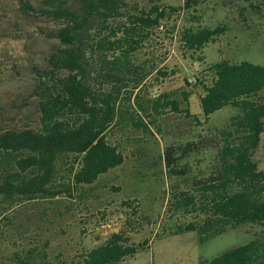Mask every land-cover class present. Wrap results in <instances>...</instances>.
Listing matches in <instances>:
<instances>
[{"label":"trees","instance_id":"obj_1","mask_svg":"<svg viewBox=\"0 0 264 264\" xmlns=\"http://www.w3.org/2000/svg\"><path fill=\"white\" fill-rule=\"evenodd\" d=\"M12 1L24 20L36 15L50 24V42L32 81L0 113V264H121L135 257L148 240L135 245L122 231L92 246L78 241L70 258L55 254L48 239H34L28 215L41 221L47 211L56 219L71 211L102 174L124 163L128 149L143 147L162 116L200 126L226 106L236 113L224 128L167 145L157 156L167 212L194 217L169 233L195 232L203 244L256 225L248 243L197 264H264V171L253 160L264 132V63L217 61L191 82L185 78L179 95L151 94L176 74L166 64L174 51L203 63L199 53L227 31L194 27L198 0ZM191 96L202 120L190 113ZM133 203L125 202L135 216Z\"/></svg>","mask_w":264,"mask_h":264},{"label":"rangeland","instance_id":"obj_2","mask_svg":"<svg viewBox=\"0 0 264 264\" xmlns=\"http://www.w3.org/2000/svg\"><path fill=\"white\" fill-rule=\"evenodd\" d=\"M163 1L176 6L184 0ZM198 1L194 14L199 22L194 27L225 25L227 31L199 53L203 63L183 59L174 51L166 64L176 74L160 87L153 88L151 94L160 91L179 95L187 90L185 78L191 82L193 75L217 61L264 63L263 0ZM15 4L12 0H0V113L13 93L21 92L22 85L32 81L35 76L32 68L41 67L50 42L46 35L50 24L36 15L24 20L14 13ZM189 105L190 113L202 120L196 96L190 97ZM234 113V108L226 106L211 114L207 123L200 126L174 113L162 116L153 135L144 137L143 147L128 149L124 163L102 174L90 188L89 196L73 204L71 211L64 212L59 219L47 211L40 216L41 221L28 215L34 239H48L52 252H63L67 258L78 252V241L92 246L118 231L124 232L135 245L148 240L144 250L140 249L135 257L121 264H197L201 259H212L248 243L259 226L245 225L203 244L198 242L195 232L170 235L177 225L192 222L194 217L167 212V181L157 158L167 145L197 140L198 135L208 136L215 129L224 128ZM253 160L264 171V132ZM132 200H135L131 204L135 216L133 209L125 204Z\"/></svg>","mask_w":264,"mask_h":264}]
</instances>
